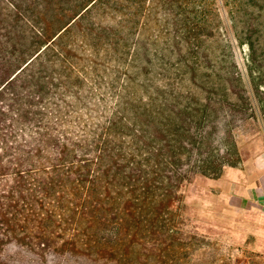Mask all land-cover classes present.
Here are the masks:
<instances>
[{
  "label": "trees",
  "instance_id": "obj_1",
  "mask_svg": "<svg viewBox=\"0 0 264 264\" xmlns=\"http://www.w3.org/2000/svg\"><path fill=\"white\" fill-rule=\"evenodd\" d=\"M226 4L232 39L209 0H0V264H198L181 186L264 142V0ZM154 16L179 56L161 82L141 83ZM77 39L91 46V99L96 85L115 103L91 113V129L68 101L88 75L71 62Z\"/></svg>",
  "mask_w": 264,
  "mask_h": 264
},
{
  "label": "rangeland",
  "instance_id": "obj_2",
  "mask_svg": "<svg viewBox=\"0 0 264 264\" xmlns=\"http://www.w3.org/2000/svg\"><path fill=\"white\" fill-rule=\"evenodd\" d=\"M208 10L213 22L219 25L222 37L232 39L236 32L230 18L232 5H227L226 0H209ZM160 29L161 25L154 16L142 35L144 45H140L137 54L138 80L141 83L148 78L161 82L162 64L168 63L170 66L178 61V51L172 52L166 43L168 40L171 42V35L160 34ZM156 35L159 38H155ZM78 36L72 38V43ZM67 41L71 42V39ZM79 42L77 39V45L74 44L76 51H71V62L79 72L86 67L88 75L80 73L81 79L86 83L81 86L82 100L69 96L68 101H71L72 109H75L74 114L84 116L91 129V113L110 115L115 103L109 88L97 89L96 85V96L91 99V46H82ZM217 45H220V41ZM232 51L240 59L244 58L248 48L234 42ZM157 52L158 56L155 55ZM101 62L112 69L116 67L110 58L101 59ZM172 71L164 72L165 76L171 75ZM112 74L114 72L111 70L104 74L106 82L113 80ZM136 92L138 96H147L144 87ZM100 96L106 97L107 101L103 102ZM75 119L67 126L78 131ZM247 147H254L256 151L241 165L225 168L217 178H193L184 182L180 188L185 203L182 226L186 235H193L198 240L193 244L195 248L191 253L193 263L264 264V142L262 138H258L248 143ZM7 251L14 253L16 248L10 247Z\"/></svg>",
  "mask_w": 264,
  "mask_h": 264
}]
</instances>
